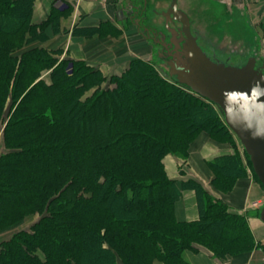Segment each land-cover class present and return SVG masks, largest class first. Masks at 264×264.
<instances>
[{
    "label": "trees",
    "instance_id": "16d2710c",
    "mask_svg": "<svg viewBox=\"0 0 264 264\" xmlns=\"http://www.w3.org/2000/svg\"><path fill=\"white\" fill-rule=\"evenodd\" d=\"M33 2L0 0V129L6 148L0 155V231L31 214L41 218L0 244V264H153L156 257L191 264L183 251L196 249L193 242L222 258L250 243L254 235L245 216L230 212L199 181L170 178L163 161L177 147L173 115L187 155L198 135L187 106L212 112L213 103L183 92L143 61L137 73L145 86L116 75L120 84L83 99L99 83L100 70L75 60L68 73L67 60L56 65L43 49L15 55L20 27L45 24L32 21ZM50 67L49 81L42 75ZM223 123L214 122L227 134L225 117ZM221 163L213 161L217 187L231 176ZM186 188L196 190L201 216L182 222L175 204Z\"/></svg>",
    "mask_w": 264,
    "mask_h": 264
},
{
    "label": "rangeland",
    "instance_id": "374dc122",
    "mask_svg": "<svg viewBox=\"0 0 264 264\" xmlns=\"http://www.w3.org/2000/svg\"><path fill=\"white\" fill-rule=\"evenodd\" d=\"M79 1L91 2L97 6L96 9L99 6L103 7L104 9H108L111 16H113L114 13H117L114 15V18L115 20L121 22L124 29H115L108 23L102 21L100 26L96 28H78L80 23L85 22V20L86 23L96 20V18L87 19V16H82L79 14L71 18L70 22H73V30L72 32H69L61 30L59 26H57L59 18H51L49 22L45 23L43 27L38 29H31L26 26L20 27L19 33L16 35L18 38V48L15 49V55L20 58L22 55L32 50L43 49L46 51L48 56L53 55L57 58L56 65L62 60H67L66 71L68 73L73 72L75 60L85 61L91 67L100 70L102 75L99 83L85 90L83 99L93 96L94 93L100 88L106 89L109 86L115 87L117 83L120 84V81L115 78L116 75L124 74V77L127 79L130 78L136 80L139 86H145L146 78H144L143 75L140 77L137 73V71L139 72V69L141 68L142 61L149 66H147L148 68L156 69L158 74L163 79L175 84V86H178L183 92L185 91L191 96H194L200 100L204 98L200 95H197L189 87L177 83L168 75V69L166 65L160 62L156 53H153L152 41L146 37V34H144L141 30H137L135 27L136 24L134 22V18L130 19L128 16L131 13L130 10H126V18L119 20L120 18L117 15L122 14V6L118 0ZM171 1L172 0H148L150 5V13L148 12V14L145 15V19L147 17L146 23H156L154 26L162 25L164 18L161 12L169 6ZM246 1L247 4H245V6L247 7V12L243 10V4H238L239 2L225 4L217 0H178L179 7L184 10L191 18L192 30L198 33L200 43L210 55L215 53L233 65L244 64L251 56L255 55L258 57V65H261L264 63V0ZM62 5L64 4L62 3ZM153 5H156L159 8L158 13L152 11L154 7ZM123 6L126 8V0H124ZM65 15V17H68V15L70 17V13L68 11ZM14 24L15 23L13 22L7 26H13ZM17 31L18 29L16 32ZM59 35L62 36V39L58 43L52 42V37ZM69 35L70 38L73 37V41L68 39ZM71 47H74L75 50H77V48H82L83 50L85 49V52L88 56L87 59H77L71 57ZM101 67H104V69ZM147 67H144V69ZM53 68L50 67L43 70L42 78L48 79L49 81L52 80ZM147 73L150 72L147 71ZM150 74L155 76V74ZM136 81H133V83H136ZM188 98L189 97H185L186 100ZM147 105L148 106L146 107L148 109H154L156 107V105H152L151 103H147ZM195 105L196 104H189L187 106L189 109L188 112H192L191 114H193L195 124L198 127V135L190 144L187 155H185L184 151L182 150L184 133L180 128L178 117H174L173 115L172 123L174 128V142H176L175 145L177 146V149L175 148V150L173 149V152H168L164 156L163 161L166 156L172 155L177 158L178 161H180L181 168L179 166V169L181 170L182 168H186L185 170L188 171L187 162L188 158L190 157L192 145L202 137L207 138L206 143H208L211 147L210 152L215 153L214 157L207 161L213 175L212 184L214 187L213 190L215 192L213 193L212 191L208 190L203 184L202 186L207 191H209V193H211L215 199L226 203L230 210L231 206L227 203V201H225L223 198H220L219 196H225L232 193L241 180L246 179L254 185H258L259 181L252 169L249 157L246 154L239 138L231 129H228L229 133L227 134H222L218 129L219 126L217 125H224V115L221 108L218 105L213 104L215 110H212V113L211 111H207L204 107L199 105L195 107ZM214 115H216L218 118L217 121L213 120ZM214 122H216L217 125L214 124ZM1 130H3V126ZM216 153L221 154L215 156ZM213 161H216L218 165L220 162H222L221 164L228 171V174L231 175L228 176L227 179H224V183L221 185V187H217L214 184L217 166L213 164ZM182 174L185 175L186 172L184 171ZM186 189H183V191ZM261 191V195H257L256 197L248 199L244 205V208H241L239 213H237L245 216L248 220V223L250 218H257V211L262 208L261 206L264 203V192L263 190ZM40 218V214L38 213L28 215L25 218L26 220L23 219L25 223L22 225V227L18 229L19 227L16 226L17 228L14 227V230L18 229L16 231H19L21 229H29L34 223L38 222ZM249 227L253 233L250 223ZM257 233L261 234L259 235L261 238L260 240L257 239L258 234L256 236V234L253 233L254 241L252 240L250 242L251 245L250 243L245 242L239 244L238 247H233V249L231 248L233 251L231 252L230 256H236L240 259H246L249 257V259H251L250 264L259 261L264 262V231L260 230ZM9 235L2 239L6 240L12 236ZM193 243L195 244L196 249H185L183 251L184 256L188 250L198 251L200 248H206L211 251L215 257L221 260L226 259L219 257L211 248L205 244H202L201 242L196 241ZM155 261H160L163 264H167L165 260L159 257H156L154 262Z\"/></svg>",
    "mask_w": 264,
    "mask_h": 264
},
{
    "label": "water",
    "instance_id": "95a60500",
    "mask_svg": "<svg viewBox=\"0 0 264 264\" xmlns=\"http://www.w3.org/2000/svg\"><path fill=\"white\" fill-rule=\"evenodd\" d=\"M161 14L173 35L171 44L177 46L168 75L221 108L226 124L241 141L264 187V63L258 65L255 55L241 65L213 59L198 43L191 18L179 7L178 0H172ZM174 20L182 23L180 30L170 26ZM179 32L181 37H177ZM260 218L264 222V205Z\"/></svg>",
    "mask_w": 264,
    "mask_h": 264
},
{
    "label": "crops",
    "instance_id": "0c3cea01",
    "mask_svg": "<svg viewBox=\"0 0 264 264\" xmlns=\"http://www.w3.org/2000/svg\"><path fill=\"white\" fill-rule=\"evenodd\" d=\"M217 1L225 4H232L239 2L238 4H243L244 7L243 10L247 12V7L245 6V4H247L246 0H217ZM118 2L121 3L122 6L121 8L122 14L117 15L120 18L119 20L127 17L126 10L131 11V13L128 15L130 19L135 17H140L139 16L140 14H136V12L133 10V7L131 6V3H133L132 0H126V8H124L123 6L124 0H118ZM62 3L64 5H62ZM145 4H147L148 6L146 7ZM136 5L138 6V8H143V9L144 8L149 9L150 6L148 0H135V6ZM153 6H154L152 9L153 12H155L154 11L155 9L159 10V8L156 5ZM96 7L97 6H95L91 2H80L79 0H34L32 5L31 18L34 23H43V22L47 23L51 20V18L52 19L59 18L57 26H59L61 30L72 32L73 22L71 23L70 20L71 18H73V16H77L81 14L82 16H87V19L96 18V20L89 21L88 23H86L85 20V22L80 23L78 28H86V29L96 28L100 26V23L102 21L108 23L110 26H112L115 29L118 30L124 29L121 22L115 20L114 18V15H116L117 13L116 14L114 13V15L111 16L109 14L110 12L108 9H104L101 6H99L96 9ZM67 11L70 13V17L69 15L68 17H65ZM135 24L137 30H140L141 27L140 24H138L137 22H135ZM59 36H55V37L53 36L54 38L52 37V42L58 43L62 39V36L60 37ZM72 38H70L69 35L68 39L72 40ZM70 50L72 52L71 57L77 59H87L88 57L85 52V49L83 50L82 48H77V50H75L74 47H71ZM102 69H104V67ZM206 139L207 138L202 137L192 145L190 151L191 152L190 157L188 158V162H187L188 171L185 170L186 168H182L183 171L186 172L185 175L180 172L179 166L181 168V163L174 156L172 155L166 156V158L164 159V163L166 166L167 173L172 179H175L180 182V181L188 180L189 178H193L198 180L208 190L214 193L215 191L213 190L214 187L212 184L213 175L207 161L211 160L214 157L215 153L210 152L211 147L208 143H206ZM5 149L6 148H5L3 130L0 129V155L5 151ZM218 154L216 153L215 156H217ZM258 185L251 184L248 180L244 179L241 180V182H239V184L232 193L225 196L221 195L219 197L223 198L231 206L230 212L239 213L240 209L244 208V205L248 199L256 197L257 195H261L262 193L261 190H263L264 192V187L260 181ZM263 205L264 203L262 204V206ZM260 211L261 209L257 211L256 219L252 217L249 220L253 233L256 234V236L258 234L257 232H259L260 230L264 231V222L260 218ZM175 214L177 219L182 222L193 221L200 218L201 211L199 207V199L196 190L186 189L185 191H183L182 197L175 204ZM24 223L25 221L22 220L19 223L0 231V244L4 241V239L2 238L4 237L6 238V236L9 234H10L9 236H11L13 233L16 232V230L20 229ZM16 226L19 228L14 230L15 228H17ZM259 235L261 234H258V236ZM258 236L257 239L260 240L261 238L260 236L259 237ZM185 258L191 264H250L251 261L249 257H247L246 259H240L237 258L236 256L231 257L230 255L226 257L225 260H221L215 257L212 254V252L206 248H200L198 251L188 250L185 254ZM261 262L262 261H259L253 264H259ZM154 264H163V263L160 261H155Z\"/></svg>",
    "mask_w": 264,
    "mask_h": 264
},
{
    "label": "flooded vegetation",
    "instance_id": "af4514ba",
    "mask_svg": "<svg viewBox=\"0 0 264 264\" xmlns=\"http://www.w3.org/2000/svg\"><path fill=\"white\" fill-rule=\"evenodd\" d=\"M132 1H133V3H131V6L133 7V10L136 12V14H140L139 15L140 17H135L134 21L137 22L138 24H140V26H141L140 30L144 34H146V37H148L152 41L153 53H156L160 62L164 63L166 65L167 69L169 70V68H170L169 61L172 60V58H173L172 54L177 52V50H176L177 46H176V44H171V38L173 35H172L171 31L166 27V18L163 16V18H164L163 23H162V25L158 24L159 26H154V25H156V23H152L153 25L147 24L146 23L147 17L145 19V15L148 14V12L150 13V10L148 8H144V9L138 8L137 5L135 6V0H132ZM170 4H171V2H170ZM145 5H146V7L148 6L147 4H145ZM170 26L172 28L180 30V28L182 27V23L178 20H174L173 22L170 23ZM192 32L194 35L198 36V43L202 46V44L200 43V40H199L198 33L193 31V30H192ZM164 34H165V38H163ZM177 37H181L180 32L177 34ZM181 44H182V42H181ZM202 48H203V46H202ZM205 51L213 59L229 63V62L225 61L224 59H222L221 57H219L218 55H216L215 53H212L210 55L207 50H205Z\"/></svg>",
    "mask_w": 264,
    "mask_h": 264
}]
</instances>
